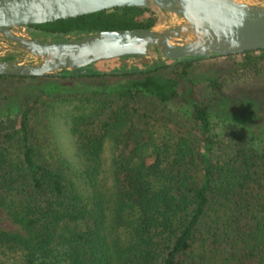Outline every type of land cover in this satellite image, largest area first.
<instances>
[{"label": "trees", "instance_id": "1", "mask_svg": "<svg viewBox=\"0 0 264 264\" xmlns=\"http://www.w3.org/2000/svg\"><path fill=\"white\" fill-rule=\"evenodd\" d=\"M155 18L145 6H113L34 23L27 31L61 40L99 28L148 27ZM129 56L136 60L126 61ZM211 57L232 59L224 73L205 77L218 90L262 72L264 47L179 59L121 55L70 75L0 74L57 79L20 97L14 113L0 114V210L17 226L0 227V264H264V144L245 136L244 123L223 121L220 133L212 131L217 112L188 78L194 61ZM108 73L119 80L61 93L69 79ZM54 92L76 103L68 129L78 170L46 150L48 136L38 128V109ZM174 99L185 108L166 117ZM174 120L177 128L157 141L154 124ZM107 140L108 170L102 165Z\"/></svg>", "mask_w": 264, "mask_h": 264}, {"label": "water", "instance_id": "2", "mask_svg": "<svg viewBox=\"0 0 264 264\" xmlns=\"http://www.w3.org/2000/svg\"><path fill=\"white\" fill-rule=\"evenodd\" d=\"M136 5L172 18L148 27L94 29L61 40L31 37L14 27ZM264 47V0H0V74H73L98 60L142 55L179 59Z\"/></svg>", "mask_w": 264, "mask_h": 264}, {"label": "rangeland", "instance_id": "3", "mask_svg": "<svg viewBox=\"0 0 264 264\" xmlns=\"http://www.w3.org/2000/svg\"><path fill=\"white\" fill-rule=\"evenodd\" d=\"M156 18L155 22L165 24L172 20L168 15L159 11L153 10ZM15 30L26 34L20 27H14ZM9 51H1L0 56L7 55ZM22 55L14 53V58H20ZM153 58V57H150ZM126 61L136 60V57H127ZM264 61V58L259 59V62ZM232 59L228 58H209L194 61V65L189 69L188 78L193 82L195 93L205 99L209 108L217 112V115L211 114L212 131L220 133L222 122H238L245 124V136L256 146L264 144V64L262 72H249L228 80L218 90L212 89L207 83L205 77H214L224 73L231 67ZM118 74L101 75L96 79H81L72 78L68 81L73 82L61 91L66 93L67 89L81 90L83 88H98L100 84L103 86L119 80ZM51 80H57L54 77H44L36 80L30 79H0V114L6 112L14 113L18 108V100L26 94L39 92L41 86ZM62 81V79H58ZM53 96V98H50ZM60 96V95H59ZM222 97L224 104H221ZM46 103L38 109L37 117L40 124L38 128L47 134L48 142L46 150L53 157L64 159L69 163L72 170H78L81 167V162L77 157L74 149L73 137L68 129L69 115L72 113L73 105L76 104L73 100H61L58 98V93H52L45 96ZM167 115L175 112L177 109L185 108L183 102L179 99H174L166 104ZM73 110V111H72ZM249 117L251 119H247ZM223 120H222V119ZM148 120L149 123L152 120ZM178 123L173 121L160 122L154 124L152 135L158 141L163 132L173 131L177 128ZM147 128L150 130L149 125ZM139 134L146 138L147 129H138ZM112 149L111 144L107 140L104 143L102 153V165L109 169L111 165ZM107 182L109 177H107ZM0 227L5 229H15L17 226L12 223L6 215L0 210Z\"/></svg>", "mask_w": 264, "mask_h": 264}, {"label": "flooded vegetation", "instance_id": "4", "mask_svg": "<svg viewBox=\"0 0 264 264\" xmlns=\"http://www.w3.org/2000/svg\"><path fill=\"white\" fill-rule=\"evenodd\" d=\"M28 27H31V24H28V25H26L25 27H20L21 29H23V31L26 33V34H28ZM129 57H134V56H129Z\"/></svg>", "mask_w": 264, "mask_h": 264}]
</instances>
